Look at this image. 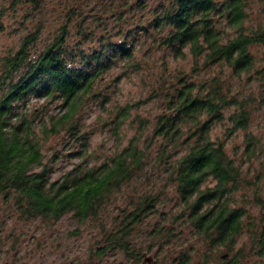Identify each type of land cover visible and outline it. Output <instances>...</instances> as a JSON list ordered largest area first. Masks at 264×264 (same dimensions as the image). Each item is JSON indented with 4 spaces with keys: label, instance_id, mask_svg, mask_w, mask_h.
Returning a JSON list of instances; mask_svg holds the SVG:
<instances>
[{
    "label": "clouds",
    "instance_id": "clouds-1",
    "mask_svg": "<svg viewBox=\"0 0 264 264\" xmlns=\"http://www.w3.org/2000/svg\"><path fill=\"white\" fill-rule=\"evenodd\" d=\"M0 264H264V0H0Z\"/></svg>",
    "mask_w": 264,
    "mask_h": 264
}]
</instances>
